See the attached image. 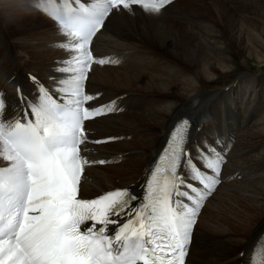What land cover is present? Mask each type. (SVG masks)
<instances>
[{"label": "bare ground", "instance_id": "obj_1", "mask_svg": "<svg viewBox=\"0 0 264 264\" xmlns=\"http://www.w3.org/2000/svg\"><path fill=\"white\" fill-rule=\"evenodd\" d=\"M133 13L113 9L89 45L94 60L118 61L91 63L86 72L91 105L116 103L115 110L85 124L81 156L106 163L83 166L79 196L126 187L142 198L148 169L185 117L191 121V155L199 144L225 157L222 182L196 216L187 264H246L264 234V0H175L159 14L140 6H133ZM64 42L33 0H0L5 99L16 104L17 84L31 92L30 76L51 88L67 79L70 74L57 70L69 56L59 46ZM237 54L242 64L253 61L258 70L218 86L232 75ZM207 106H220L221 113L213 109L218 114L206 123ZM210 122L222 123L223 130L219 124L207 128ZM235 125L242 129L232 143ZM142 145L145 150L137 149ZM130 150L142 152L130 160ZM181 173L188 175L185 168Z\"/></svg>", "mask_w": 264, "mask_h": 264}, {"label": "snow or ice", "instance_id": "obj_2", "mask_svg": "<svg viewBox=\"0 0 264 264\" xmlns=\"http://www.w3.org/2000/svg\"><path fill=\"white\" fill-rule=\"evenodd\" d=\"M171 2L33 0V7L53 19L65 37L59 46L69 56L57 70L70 75L54 83L70 86L54 92L33 77L36 99L27 100L17 89L22 113L8 119L0 92V264H185L199 208L220 182L223 163V156L208 146L197 156L209 171L197 166L186 147L187 119L177 122L148 169L142 198L128 189L79 198L83 166L106 163L81 156L79 146L87 139L83 122L115 110L116 103L84 107L94 98L83 91L91 63L118 62L94 60L92 38L113 9L133 13L137 5L159 14ZM184 167L202 187L186 182L180 172ZM246 264H264V234Z\"/></svg>", "mask_w": 264, "mask_h": 264}, {"label": "rangeland", "instance_id": "obj_3", "mask_svg": "<svg viewBox=\"0 0 264 264\" xmlns=\"http://www.w3.org/2000/svg\"><path fill=\"white\" fill-rule=\"evenodd\" d=\"M242 59H243V57H242V54H237L236 55V59H235V63H236V67H234V69L232 70V72H230L232 75H230V77H228V78H224V79H222V81H221V83L218 85V86H221L222 84H226L227 86L228 85H230V83H231V79H232V77H234V76H237V75H239V74H241V73H248V74H254L258 69L257 68H259L253 61H251L250 63H247V64H242L241 63V61H242ZM256 65V66H255ZM263 68L262 69H264V66H262ZM89 71V70H88ZM206 110L208 109V114H207V116H206V118L204 119L205 120V122L207 123L208 121H209V118H210V116L211 115H214L215 113L216 114H218L215 110H213V109H216L218 112H219V114L221 113V107L220 106H217V107H212V109H210L209 108V106H207L206 108H205ZM220 119H221V117H220V115H219V121H220ZM216 124H219V125H217V126H220V129L221 130H223V128H222V126H221V124L222 123H213V122H210L206 127L207 128H211L212 126H214V125H216ZM242 128H238L237 127V125H235L234 127H231V137H232V143H234L235 142V139L237 138V136H238V134L240 133V130H241ZM154 131V130H153ZM137 138V137H136ZM136 138H133V136H130L128 139L129 140H135ZM139 138V137H138ZM127 139V138H126ZM140 139V138H139ZM137 149H141V150H145L146 149V147H144L143 145H142V147L140 146V147H138ZM136 149V150H137ZM141 150H138L137 151V153H133V151L134 150H130V151H127V152H130V153H132V155H133V157H130V160H132V159H135V158H137L138 157V155H140L141 154ZM123 153H125V152H123ZM123 153H121V154H123ZM224 164V165H223ZM101 166H104V165H102L101 164ZM223 166H225V161L222 163V166H221V169H223L224 167ZM261 171H264V167L262 168V170H260V172ZM237 178V180H240L241 179V176L240 177H236ZM121 179L122 178H119L118 179V182H122L121 181ZM132 183V186H136L137 185V181L136 180H134V181H132L131 182ZM219 187V186H218ZM217 187V188H218ZM215 193V192H214ZM214 193H212V194H214ZM211 197V196H210ZM230 203V202H229ZM232 203V202H231ZM205 206V205H204ZM226 210H228V208H225ZM200 214V213H199ZM198 214V215H199Z\"/></svg>", "mask_w": 264, "mask_h": 264}]
</instances>
